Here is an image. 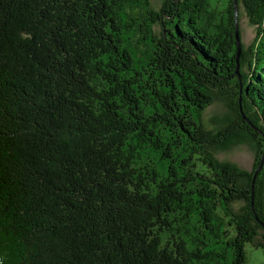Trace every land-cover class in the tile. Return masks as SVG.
Masks as SVG:
<instances>
[{"label":"trees","instance_id":"obj_1","mask_svg":"<svg viewBox=\"0 0 264 264\" xmlns=\"http://www.w3.org/2000/svg\"><path fill=\"white\" fill-rule=\"evenodd\" d=\"M236 5L255 29L240 61ZM224 10L0 0V264H246L264 248V0ZM238 144L252 170L219 158Z\"/></svg>","mask_w":264,"mask_h":264},{"label":"rangeland","instance_id":"obj_2","mask_svg":"<svg viewBox=\"0 0 264 264\" xmlns=\"http://www.w3.org/2000/svg\"><path fill=\"white\" fill-rule=\"evenodd\" d=\"M212 5L215 7V13L218 16H222L224 14V9L229 2V0H210ZM160 6V1H155V8ZM236 10L238 12L237 16V26H238V34L239 39L237 38V48L238 55L237 60L240 61V54L242 51V46H249L251 41L255 37V29L250 24L248 17L246 16L244 6H237ZM237 34V33H236ZM241 36V37H240ZM228 108L222 103H215L209 107L203 115L205 121H210L216 119H221L228 114ZM217 125L221 123L220 120L215 121ZM209 124V123H208ZM210 125V124H209ZM214 123L211 125L213 126ZM219 158L222 161H225L233 166H236L239 169H247L252 170L254 164V151L247 144H238L234 148L224 149L219 152ZM256 172V171H255ZM248 251V260L246 264H260L264 261V248L262 247H254L253 245H247Z\"/></svg>","mask_w":264,"mask_h":264},{"label":"water","instance_id":"obj_3","mask_svg":"<svg viewBox=\"0 0 264 264\" xmlns=\"http://www.w3.org/2000/svg\"><path fill=\"white\" fill-rule=\"evenodd\" d=\"M237 16H238V12L236 10V14H235V17H236V33H237L236 35H237V38L239 39L238 26H237ZM263 165H264V154H263V157L261 159L260 165H259V167L257 168V170L255 172V177H256L257 173L259 172V170H261V168L263 167Z\"/></svg>","mask_w":264,"mask_h":264}]
</instances>
